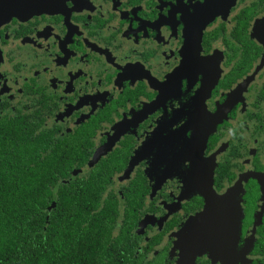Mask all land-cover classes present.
Listing matches in <instances>:
<instances>
[{"label": "flooded vegetation", "instance_id": "1", "mask_svg": "<svg viewBox=\"0 0 264 264\" xmlns=\"http://www.w3.org/2000/svg\"><path fill=\"white\" fill-rule=\"evenodd\" d=\"M15 157L111 174L103 200L119 224L133 207L137 253L160 264L206 190L227 195L225 258L264 264V0H62L1 23L0 166ZM208 251L196 264H225Z\"/></svg>", "mask_w": 264, "mask_h": 264}, {"label": "trees", "instance_id": "2", "mask_svg": "<svg viewBox=\"0 0 264 264\" xmlns=\"http://www.w3.org/2000/svg\"><path fill=\"white\" fill-rule=\"evenodd\" d=\"M86 159L80 155V165ZM7 162L0 166V264L161 263L162 253L147 261L137 253L133 207L119 224L116 202L103 200L111 174L58 178L45 165L28 166L25 158Z\"/></svg>", "mask_w": 264, "mask_h": 264}, {"label": "water", "instance_id": "3", "mask_svg": "<svg viewBox=\"0 0 264 264\" xmlns=\"http://www.w3.org/2000/svg\"><path fill=\"white\" fill-rule=\"evenodd\" d=\"M62 0H0V24L8 21L14 16L31 17L36 13L52 12ZM234 2V0H233ZM208 134V133H207ZM203 143L206 142L207 135L203 134ZM206 206L203 211L186 223V226L178 233L185 244L186 251L189 252V264H195L198 255L210 250L209 254L214 259L221 252L229 256L227 249L232 248V243L238 239L240 220L236 218L241 214L234 207L225 210L223 203L226 202L227 195L219 196L214 191L206 190ZM181 231H184L183 234ZM222 233L220 235H214ZM228 233V236H224ZM220 256V255H219ZM219 260H222L218 257ZM183 254L179 256L178 264H182ZM229 258L226 264H231ZM234 263V260H233Z\"/></svg>", "mask_w": 264, "mask_h": 264}, {"label": "rangeland", "instance_id": "4", "mask_svg": "<svg viewBox=\"0 0 264 264\" xmlns=\"http://www.w3.org/2000/svg\"><path fill=\"white\" fill-rule=\"evenodd\" d=\"M124 179V178H122ZM184 231H181V233L183 234ZM180 233V232H179ZM179 233H177V245H176V249L179 250V255L183 254V263L182 264H189L188 262L190 261V256H189V252L186 251L185 249V244L183 243V240L180 239L179 240V237L181 236ZM220 255V256H219ZM218 257H220L222 259V261H225L224 263L226 264L228 261H227V258H225L224 256L221 257V252L217 255L216 259H218ZM219 260V259H218Z\"/></svg>", "mask_w": 264, "mask_h": 264}]
</instances>
